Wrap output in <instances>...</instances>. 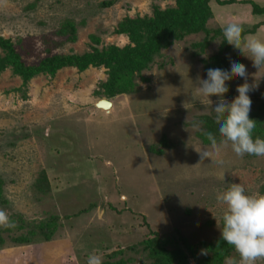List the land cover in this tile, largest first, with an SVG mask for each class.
<instances>
[{"label": "rangeland", "instance_id": "rangeland-1", "mask_svg": "<svg viewBox=\"0 0 264 264\" xmlns=\"http://www.w3.org/2000/svg\"><path fill=\"white\" fill-rule=\"evenodd\" d=\"M101 1L0 0V36L27 64H37L48 50L81 55L92 47L126 45L128 38L113 32L123 17L151 15L152 3L174 6L172 0H118L100 7ZM251 3L263 6L264 0H211L208 33L185 35L164 49L136 72L134 93L107 97L104 65L62 67L26 84L8 68L0 72V210L15 225L2 234L0 264H87L90 255L149 264L139 241L153 232L195 245L218 234L223 206L215 195L226 183L264 194V157L237 156L222 137L213 148L193 127L196 117L212 114L198 92L206 70L216 68L212 56H220L224 68L229 59L244 64L248 83L255 84L251 107L264 103V66L255 68L243 47L250 36L264 40V14L253 12ZM68 20L74 41L69 32L59 33ZM229 23L239 24L240 42L218 52ZM206 40L204 49L196 46ZM243 82L230 75L222 98L231 101ZM99 99L112 103L110 111L95 106ZM163 137L168 146L160 145ZM201 152L208 153L203 160ZM42 172L44 192L35 186ZM51 216L57 219L49 240L15 242L23 221ZM229 257L238 259L235 252Z\"/></svg>", "mask_w": 264, "mask_h": 264}, {"label": "trees", "instance_id": "trees-1", "mask_svg": "<svg viewBox=\"0 0 264 264\" xmlns=\"http://www.w3.org/2000/svg\"><path fill=\"white\" fill-rule=\"evenodd\" d=\"M118 0H103L99 3L100 7H109ZM174 6L160 8L157 3H152L151 15L128 17L125 16L114 27L113 32L128 38V43L123 46L109 45L101 49L92 47L90 52L79 54H48L41 58L37 64H27L21 54L15 49L14 43L0 36V72L10 69L12 75L18 76L23 84L39 74H51L62 67H74L78 71H83L89 66L99 67L104 65L108 69V81L105 85L104 94L112 97L117 94H129L136 92L137 85L135 79L136 72L142 68L149 67L162 56V51L167 49L175 41L182 39L185 35L205 32L208 33L206 21L211 16V0H172ZM219 1L218 3H222ZM253 12L264 14V5L251 3ZM70 33L71 41L75 40V25L72 21H65L60 29V34ZM98 38H96L97 42ZM208 40L198 43L201 49L208 45ZM230 49L229 45L223 42L218 52L223 49ZM231 50V49H230ZM211 67L224 69V60L219 56H212L208 59ZM249 118L254 119L256 128L253 130V137L264 139V103L256 104L251 107ZM196 122H202L197 136L204 144H211L206 138L205 133L211 132L216 137H220L216 131L214 113L204 114L196 117ZM160 145L168 146L163 137ZM65 149V148H64ZM61 150V149H60ZM156 153L162 150L152 147ZM43 173V172H42ZM2 183L0 180V201ZM35 186L40 191H46L47 183L45 173L42 178L37 180ZM45 188V189H44ZM261 191H264V185ZM93 206V205H92ZM82 212V211H80ZM56 216L43 219L38 222L23 221L21 223L22 233L16 237L15 242H30L33 238L42 237L49 240L55 230ZM13 227L0 228V243L3 242L2 234L10 231ZM221 228V221H220ZM220 230V229H219ZM144 236L139 242L146 256L150 259L149 264H224V260L231 256L235 251L233 248L219 239L218 234L210 240L201 241L198 245L191 243L186 238L180 237H161L156 232ZM36 238V239H37ZM133 248V246L131 247ZM122 251H112L106 257H112ZM200 253V256L198 255ZM102 264H125L123 259L117 261L104 260Z\"/></svg>", "mask_w": 264, "mask_h": 264}, {"label": "clouds", "instance_id": "clouds-1", "mask_svg": "<svg viewBox=\"0 0 264 264\" xmlns=\"http://www.w3.org/2000/svg\"><path fill=\"white\" fill-rule=\"evenodd\" d=\"M223 42L232 46L240 42V26L237 23L227 24L223 30ZM246 56L255 68L264 66V40L248 37L244 44ZM230 75L240 77L244 82L235 88L236 95L227 101L223 99L226 81ZM264 76V75H262ZM255 84L248 83V73L244 64L229 59L227 68H209L206 78L200 80L198 92L207 98L211 113H214L216 131L222 137L221 144L230 145L237 156L254 155L264 157V139L253 137L256 121L249 118L251 99L249 93ZM210 97H216L215 103ZM202 122L193 124L200 130ZM213 148L218 149L216 137L211 132L205 133ZM208 156L200 153V159ZM220 162V161H218ZM223 180V176H221ZM228 187L218 191L215 200L223 206L220 217L221 228L219 239L231 246L238 256L226 258L225 264H256L264 258V194H250L241 183H226ZM8 215L0 210V227H14ZM87 264H102L97 255H90Z\"/></svg>", "mask_w": 264, "mask_h": 264}, {"label": "bare ground", "instance_id": "bare-ground-1", "mask_svg": "<svg viewBox=\"0 0 264 264\" xmlns=\"http://www.w3.org/2000/svg\"><path fill=\"white\" fill-rule=\"evenodd\" d=\"M99 100H102V99H99ZM99 100H97L96 102H98ZM103 100H105V99H103ZM107 101H109V100H107ZM111 106H112V103L110 101H109V103L105 102V101H101L100 103H98V108L103 109L105 111H110L109 108Z\"/></svg>", "mask_w": 264, "mask_h": 264}, {"label": "water", "instance_id": "water-1", "mask_svg": "<svg viewBox=\"0 0 264 264\" xmlns=\"http://www.w3.org/2000/svg\"><path fill=\"white\" fill-rule=\"evenodd\" d=\"M101 101H105V102H108V103H109V101H107L106 99H105V100L102 99V100H99V101L95 104V106L98 107V103H100Z\"/></svg>", "mask_w": 264, "mask_h": 264}]
</instances>
